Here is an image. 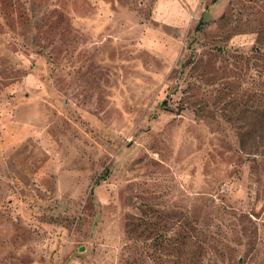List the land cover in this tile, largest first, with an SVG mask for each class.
<instances>
[{
  "label": "rangeland",
  "instance_id": "obj_1",
  "mask_svg": "<svg viewBox=\"0 0 264 264\" xmlns=\"http://www.w3.org/2000/svg\"><path fill=\"white\" fill-rule=\"evenodd\" d=\"M0 264H264V0H0Z\"/></svg>",
  "mask_w": 264,
  "mask_h": 264
}]
</instances>
